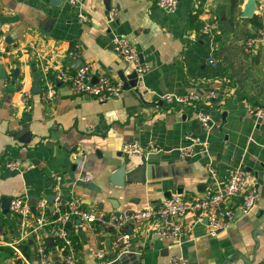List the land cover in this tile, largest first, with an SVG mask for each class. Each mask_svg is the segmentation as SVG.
<instances>
[{
    "label": "crops",
    "instance_id": "1",
    "mask_svg": "<svg viewBox=\"0 0 264 264\" xmlns=\"http://www.w3.org/2000/svg\"><path fill=\"white\" fill-rule=\"evenodd\" d=\"M50 1L0 0V67L6 74L0 84V264H37L29 239L27 256L22 244L14 245L21 230L9 205L2 206L4 198L32 201L58 190L65 197H79L88 209L134 211L174 194L197 197L221 186L236 169L253 172L259 196L248 213L238 214L217 234H207L204 220L197 222L192 214L182 219L192 225L191 234L180 239L160 237L159 221L131 223L126 231L133 243L119 252L113 245L116 230L75 220V250L80 264H99L96 254L102 250L107 255L101 264H169L174 255L186 258L187 264H264V234L256 236L255 255L253 237L264 226V122L244 106L248 100L264 105V44L251 52L243 48V40L264 20V0H255L252 18L241 16L247 0H237L235 6L232 0H179L173 13L153 0ZM111 9L117 10V20L108 19ZM223 19L231 30L223 27ZM206 23L215 28L201 31ZM115 36L127 38L149 66L138 76L137 90L123 89L106 101L72 94L57 71L78 69L76 59L89 66L94 82L101 76L121 81L120 75L126 78L134 71L114 51ZM70 50L76 56L70 57ZM209 56L216 65L208 62ZM35 77L40 88L46 77L53 80V102L32 93ZM23 90L30 92L29 110L21 104ZM166 93H195L202 100L167 104L161 99ZM208 94L213 96L208 99ZM200 112L211 118L206 127L198 119ZM25 126L30 137L22 143L15 137ZM187 132L205 141L206 149L183 159L179 149ZM128 142L153 143L161 150L126 156L122 146ZM118 155L130 160L128 169L142 158L146 164L123 191L108 180ZM8 162L24 168L12 171ZM29 163L33 167L25 168ZM48 252L52 264H64L57 242L48 244Z\"/></svg>",
    "mask_w": 264,
    "mask_h": 264
},
{
    "label": "built area",
    "instance_id": "2",
    "mask_svg": "<svg viewBox=\"0 0 264 264\" xmlns=\"http://www.w3.org/2000/svg\"><path fill=\"white\" fill-rule=\"evenodd\" d=\"M71 5L80 4L82 0H66ZM154 4L167 13H173L177 8V0H153ZM81 19H86L82 17ZM108 19L114 21L118 19L116 9L109 11ZM215 28L213 23H206L201 26V31H212ZM114 51L126 63L130 64L138 76L145 74L149 66L142 62L138 51L132 43L123 36H115L112 39ZM264 44V20H261L253 34L243 40V48L246 52H251L254 47ZM70 57L76 56L74 50L69 51ZM211 65H216L212 57H208ZM57 78L66 84L72 94L94 97L97 100L106 101L116 98L123 91V83L119 80H112L109 77L101 76L97 81L92 80L89 66L70 70L60 68L57 71ZM3 79L0 78V84ZM41 99L46 103H51L56 98V87L50 77H46L40 92ZM213 95L208 94L210 99ZM21 104L25 109L31 108L29 101L30 92L23 90L20 96ZM161 99L167 104H195L202 100L197 94L178 95L166 93ZM246 111L257 120L264 122V105L257 104L251 100L244 101ZM201 124L206 127L211 121L210 116L205 112L198 114ZM215 123V126H218ZM185 144L179 149L181 158H190L198 151L206 149V142L198 135L187 132L184 135ZM160 147L153 143L142 145L137 142L123 144L122 153L126 156H145L157 153ZM12 171H21L24 166L16 162L5 164ZM29 163L25 168H32ZM209 172L214 174L215 170L209 166ZM88 178V177H87ZM52 201L44 195L32 203L28 198H13L9 203V210L18 218L21 235L14 245L22 244L32 240L37 264H52L48 252L47 237H52L54 242L59 243L64 251V264H80L79 257L71 241L67 223L78 220L88 225L99 224L116 230L113 245L118 247L119 252H125L133 243L131 235L126 231V226L131 223L147 224L159 221L157 234L162 238L180 239L191 234L192 225L184 223L182 219L188 214L195 215L197 222L205 224L206 232L215 235L219 231L226 229L235 220L238 214L248 213L256 204L258 199V187L252 171L236 169L232 171L226 181L216 188H207L197 197L188 199L174 194L162 199L157 204L145 209L126 211L116 214L114 212L105 213L99 209H88L83 205L79 197L70 195L68 197L54 190L50 194ZM64 200V202H63ZM35 206V214L31 211V206ZM55 214V218L49 219L47 210ZM99 264L105 262L107 252L99 251L96 254ZM169 264H187L186 258L181 255H174L169 258Z\"/></svg>",
    "mask_w": 264,
    "mask_h": 264
},
{
    "label": "water",
    "instance_id": "3",
    "mask_svg": "<svg viewBox=\"0 0 264 264\" xmlns=\"http://www.w3.org/2000/svg\"><path fill=\"white\" fill-rule=\"evenodd\" d=\"M179 1V0H177ZM61 2H63V0H51L50 3L52 5H59ZM256 10V4H255V0H247L246 3L244 4L243 10L241 12V16L244 18H252L254 15V11ZM223 23V27L227 30H231V24L228 20L223 19L222 20ZM81 67L84 66V62L82 60H75ZM75 61L73 62H68L67 66H70V64H73ZM79 67V68H81ZM77 69V68H76ZM0 78L5 79L6 78V74L4 72L3 67H0ZM120 79L123 83V89H127V88H134L135 90H137V79H138V75L135 71H132L129 75L125 77L120 75ZM57 84L60 83L59 81H57ZM41 92V88L39 86V81L38 78L35 77V80L33 82V88H32V93H40ZM29 137H30V133L28 130V126H25L23 128H21V130H19L18 134L16 135V140L22 143H27L29 141ZM119 159L120 160H116V162L114 163L115 169L111 172V174H109L108 180L109 183H111L113 186H116L118 189L120 190H125L126 189V185L128 183H132V176L134 175L135 172H139L140 170H144L145 169V160L144 158L141 159V163L137 166H135L132 169H128L129 168V162L130 160H126L124 158L121 159L120 155ZM80 184L87 187L90 190H94L97 192H101V189L96 188L93 184L91 183H87L84 181H80ZM37 199V198H36ZM35 200H32L31 202L34 203ZM48 200L49 202L52 201V196L49 195L48 196ZM8 203H5L7 202ZM11 199L10 198H4L3 199V204L2 206L7 209L8 205L10 203ZM64 202V200H63ZM100 209H102L101 204L99 205ZM115 208H117V206H114ZM31 211L33 214H35V206L32 205L31 206ZM116 214H119V212H116ZM264 234V226L262 229H257L254 231L253 233V237L255 238V242H256V246H255V251H254V255L256 254L257 248H258V240L256 238L257 235H263ZM30 244H33V241L30 240L29 241ZM47 242L48 244H53L54 240L52 237H47Z\"/></svg>",
    "mask_w": 264,
    "mask_h": 264
},
{
    "label": "trees",
    "instance_id": "4",
    "mask_svg": "<svg viewBox=\"0 0 264 264\" xmlns=\"http://www.w3.org/2000/svg\"><path fill=\"white\" fill-rule=\"evenodd\" d=\"M201 1H202V0H201ZM232 2H233V6H235L236 3H237V0H232ZM46 214L48 215V218H49V219L55 218V216H56L55 214H52V212H51L49 209L47 210ZM75 222H76L75 220H72V221L68 222V223H67V228H68V230H69V235H70L71 241H72V243H73V246L75 247V249L78 250V246H79V245H78V243H77V241H78V240H77V237H76V235H74V234L72 233V231H71V229H72V227H73V225H74ZM47 243H48V242H47ZM58 244H59V243H58ZM29 247H30V245H29L28 240L25 241L24 243H22V250L26 253V256L28 255ZM15 263H16V264H21L19 260H16Z\"/></svg>",
    "mask_w": 264,
    "mask_h": 264
}]
</instances>
